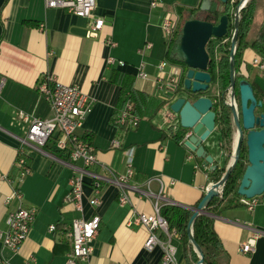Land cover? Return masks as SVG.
Segmentation results:
<instances>
[{
	"label": "crops",
	"instance_id": "obj_1",
	"mask_svg": "<svg viewBox=\"0 0 264 264\" xmlns=\"http://www.w3.org/2000/svg\"><path fill=\"white\" fill-rule=\"evenodd\" d=\"M95 1L94 15L103 18L105 25L92 38L88 19L63 9L46 8L44 0H0V79L4 81L0 93V231L6 229L8 215L18 205L15 200L7 204L14 189L23 194L25 207L37 210L29 237L18 253L4 248L0 241V264H26L32 256L33 264H66L67 255L72 252L68 236L71 223L77 218L90 219L95 212L101 216L100 231L87 264H162L160 248L149 252L144 247L148 230L127 225L134 210L152 214V201L130 193L132 205L121 206L118 187L106 184L100 194L101 205L95 210L90 205V179L86 178L83 210L78 211L70 200V181L76 174L75 167L80 164L72 163L68 156L56 151V138L42 151L22 145L28 124L20 119V112L40 119L52 117L49 103L37 89L47 73L55 75L63 84L81 87L93 99L92 111L78 133L95 146L102 165L114 172L124 171V154L113 148V142L119 139L124 147L134 149L136 176L132 184L145 188L146 181L161 176L166 196L173 205L189 209L201 202L207 193L206 187L216 183L211 179V168L195 153L189 159V150L169 136L163 108L152 119L140 116L142 121L136 129H118L113 122L124 104L121 86L112 81L113 72L132 75L137 91L162 101L154 89L158 65L165 60L173 63L167 57L162 20L171 16L180 26V10L199 12L203 0H156L161 4L158 8L152 7L155 0ZM212 4L223 9L215 0ZM263 21L264 0H256L255 17L239 74L259 88V100L264 107V76L252 66L260 55L251 47ZM41 24L44 29L40 28ZM110 41L116 45H108ZM147 43H152L151 49H145ZM109 59L116 64L111 65ZM141 67L148 74L146 80L137 77ZM215 86L217 91L213 96L219 92L217 84ZM205 96L213 97L210 90ZM257 113L263 114L261 108ZM235 133L234 127L233 155ZM204 146L218 168L225 166L226 172L233 155L229 157L223 148L218 124ZM19 159H23L25 165H21ZM26 169L30 172L26 173ZM91 171L104 174L100 166L92 167ZM171 180L174 184H170ZM151 189L157 194L160 186L154 182ZM261 200L262 203L249 212L236 198L227 199L214 214L215 230L230 264H264V195ZM53 224L58 228L56 233L49 231ZM256 234L259 236L253 253L241 254L239 246ZM172 243L177 248L178 264H186L180 237L174 238Z\"/></svg>",
	"mask_w": 264,
	"mask_h": 264
},
{
	"label": "built area",
	"instance_id": "obj_2",
	"mask_svg": "<svg viewBox=\"0 0 264 264\" xmlns=\"http://www.w3.org/2000/svg\"><path fill=\"white\" fill-rule=\"evenodd\" d=\"M249 0H229L233 6L234 20L238 11L239 19L240 12L246 6ZM46 8L63 9L68 13L77 17L86 18L90 22L89 36L94 38L103 29L105 20L101 17H95L94 11L96 7L95 0H44ZM158 1L152 2L153 8L160 7ZM44 29V24L40 25ZM167 46L169 47L179 31V21L171 16H165L161 23ZM232 33L231 40L235 34L234 27L229 30ZM228 33V35H229ZM108 45L115 46L113 42H108ZM152 43H147L145 49H151ZM111 65L116 64L115 60L109 59ZM119 65L123 63L119 62ZM252 66L257 68L264 76V58L257 56ZM159 73L154 81V89L156 95L164 102L165 106L162 109V114L166 124V129L169 136H174L182 130L180 118L178 114L170 109L171 103L180 96L181 84L185 77V69L179 64H173L167 60L160 62L158 65ZM139 79L146 80L148 74L141 67L137 73ZM4 81L0 79V93L3 89ZM41 97L50 105L52 117L49 119L34 118L24 112H20V119L28 124L26 136L21 139L22 145L32 146L40 151L47 146L52 138H56L55 149L57 152L68 156L72 163L80 164L75 167L76 174L70 181V200L73 202L78 211L83 210L84 189L86 186V178H89V185L92 189V197L90 205L97 210L100 205V194L104 185L114 184L119 189V204L132 205L130 193L137 194L139 199H147L154 203V212L146 214L133 211L131 219L127 225L143 226L148 232V238L144 244L147 251L152 252L156 248L162 250V264H178L177 248L172 243L174 238L179 237L176 229H171L165 217L162 216V210L165 206L173 205V202L168 199L165 193V182L163 177L157 176L144 183V187L134 183L132 180L136 176L134 149L123 146L122 141L116 139L113 142V148L122 150L124 160V171L114 172L106 165H102L97 157V150L93 144L79 135V130L82 128L85 119L91 113L93 108V99L88 96L81 87L77 85H66L61 83L58 78L52 73H47L42 76L37 86ZM232 89L228 88L225 96V104L228 108L234 106L238 108V101L232 99ZM142 119L135 112V105L127 99L119 111L115 114L114 125L118 129L128 130L136 129ZM234 123V122H233ZM190 132H185L184 137L179 143L189 150V159L194 155L187 146L186 141L190 136ZM21 165H25L23 159H19ZM100 166L103 170V175L91 171L92 167ZM26 173L30 170L26 169ZM157 182L160 186L159 192L156 194L152 191L151 186ZM170 184H174L171 180ZM213 184V183H212ZM206 187V192L211 185ZM223 187L219 189V196L223 193ZM15 200L17 208L10 212L6 220V229L0 231V241L4 248L13 253H18L21 246L29 237L31 227L37 218V210L35 208H27L24 205L23 194L14 189L7 204ZM239 203L244 206L249 212H253L256 207L262 203L261 197L247 199L241 197ZM101 224V216L95 212L90 219L77 218L71 223L68 236L72 241V252L67 255L66 264H87L94 252V241L96 240ZM51 233L58 232L56 225H50ZM164 236L161 237V235ZM258 234L253 235L249 240L239 246V252L244 255H249L255 250ZM35 258L32 256L26 264H33Z\"/></svg>",
	"mask_w": 264,
	"mask_h": 264
},
{
	"label": "water",
	"instance_id": "obj_3",
	"mask_svg": "<svg viewBox=\"0 0 264 264\" xmlns=\"http://www.w3.org/2000/svg\"><path fill=\"white\" fill-rule=\"evenodd\" d=\"M212 1L203 0L201 12H210L213 8ZM224 6L229 0H215ZM244 0H241L243 3ZM221 11V8H218ZM238 11L235 16V34L231 41V82L232 99L238 101V108L231 106L234 127L236 129L235 153L232 163L226 169L223 177L213 183L203 200L196 208L188 228L191 243L201 255L197 264H203L204 258L200 247L193 237V223L196 218L205 213V208L211 200L219 196V189L223 187L240 160L243 149L246 150L247 165L240 180L238 195L253 199L264 195V114L258 115L257 110L263 103L256 97L253 85L247 80L237 81L235 67V52L239 30ZM230 18L222 15L217 22H208L202 18L186 21L182 27L180 43L177 48L181 66L185 69L183 86L185 94L174 100L170 109L178 114L182 131L190 132L186 146L195 153L196 157L203 160L205 166L215 170L214 158L208 153L204 142L215 131L217 125V113L214 111V101L207 93L213 83V77L209 72L211 57L208 45L213 39H223L229 33ZM238 90V91H237ZM227 93V92H226Z\"/></svg>",
	"mask_w": 264,
	"mask_h": 264
},
{
	"label": "trees",
	"instance_id": "obj_4",
	"mask_svg": "<svg viewBox=\"0 0 264 264\" xmlns=\"http://www.w3.org/2000/svg\"><path fill=\"white\" fill-rule=\"evenodd\" d=\"M233 9V6L230 2H228L223 6L221 11L218 10V7H213L210 12H201V10H199V12L194 10H180L182 20L179 31L168 47L167 57L169 60L175 64L182 65L178 56L177 48L180 43L182 27L186 21L202 18L205 21L214 23L217 22L222 15L226 14L230 18L229 30L231 31L234 20ZM255 12L256 0H249L240 12V23L235 52L237 81L247 79L245 76L239 74V70L242 63L243 52L248 47L246 39L251 29ZM231 35L232 33L230 32L229 35L223 39H213L208 45V51L211 57L209 72L213 77V83L217 84L220 93L219 96L215 95L211 98L214 101V111L217 113V124L223 139V148L229 157H231L233 153L232 144L234 138V123L231 110L225 104L224 98L231 82L230 56L232 40L230 39L226 43H221L217 47L218 59H215V54L211 49V44L214 40L220 42L224 41L225 39L231 37ZM251 47L258 55L264 56V21L259 35ZM134 80L135 78L132 75H127L116 70L112 74V81L121 86L122 102L130 99L135 105V112L138 116L149 117V119H152L165 106L166 102L163 100L160 101L154 98H149L145 92L137 91L134 87ZM252 85L255 95L259 99V88L253 83ZM183 90L184 86L182 82L180 92ZM262 107L261 112L264 114V107ZM184 134L185 132L181 130L172 136V138H175L179 142L184 137ZM201 161L203 160L201 159ZM246 162V150L243 149L239 162L224 185L222 195L213 198L205 208V213L199 215L193 223V237L197 245L202 250L204 258L203 264H230L229 255L227 254L222 240L215 230L214 214L217 212L218 207H220L227 199L236 198L238 202L240 201L241 196L238 195V187L247 165ZM224 174L225 166L222 169L217 168L210 171L211 179L213 178L214 182H218ZM197 206H195V208ZM193 214L194 212L192 209L183 208L177 205L165 206L162 210V216L167 219L170 228L176 229L179 233V237L184 245V258L186 264H197L201 259V255L191 243L188 235L189 223Z\"/></svg>",
	"mask_w": 264,
	"mask_h": 264
},
{
	"label": "rangeland",
	"instance_id": "obj_5",
	"mask_svg": "<svg viewBox=\"0 0 264 264\" xmlns=\"http://www.w3.org/2000/svg\"><path fill=\"white\" fill-rule=\"evenodd\" d=\"M228 36V35H227ZM226 36V37H227ZM231 39V37H229V38H227V39H225L224 41H216V40H214L213 42H212V44H211V49H212V51L214 52V54H215V59H218V55H217V47L222 43H226V42H228V40H230ZM210 94L213 96L214 94H215V92L217 91V87L215 86V84L214 83H212L211 84V86H210ZM209 92V91H208ZM207 92V93H208ZM219 92H218V94L216 95V96H219ZM181 95L182 96H184V97H187L188 98V95L187 94H185L184 92H181ZM233 141H234V139H233ZM232 155H233V153H232ZM231 155V156H232ZM246 164H247V162H246Z\"/></svg>",
	"mask_w": 264,
	"mask_h": 264
},
{
	"label": "bare ground",
	"instance_id": "obj_6",
	"mask_svg": "<svg viewBox=\"0 0 264 264\" xmlns=\"http://www.w3.org/2000/svg\"><path fill=\"white\" fill-rule=\"evenodd\" d=\"M236 134V133H235ZM232 158V157H231Z\"/></svg>",
	"mask_w": 264,
	"mask_h": 264
}]
</instances>
